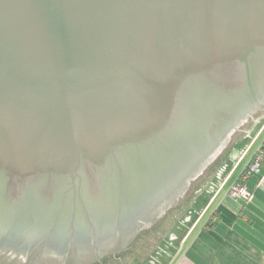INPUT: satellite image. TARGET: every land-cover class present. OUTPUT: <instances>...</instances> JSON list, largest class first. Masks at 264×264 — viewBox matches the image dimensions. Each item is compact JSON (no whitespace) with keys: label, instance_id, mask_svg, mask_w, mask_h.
<instances>
[{"label":"water","instance_id":"water-1","mask_svg":"<svg viewBox=\"0 0 264 264\" xmlns=\"http://www.w3.org/2000/svg\"><path fill=\"white\" fill-rule=\"evenodd\" d=\"M263 95L264 0H0V232L115 222Z\"/></svg>","mask_w":264,"mask_h":264},{"label":"flooded vegetation","instance_id":"flooded-vegetation-1","mask_svg":"<svg viewBox=\"0 0 264 264\" xmlns=\"http://www.w3.org/2000/svg\"><path fill=\"white\" fill-rule=\"evenodd\" d=\"M262 114L264 95L247 105L220 134L210 136L202 152L191 158L181 174L161 180L142 206L125 214L120 211L113 223L90 224L83 230L72 228L65 232L52 230V227L40 231L33 222L35 217H31L29 226L4 227L5 231L0 232V259L19 264L20 259L25 264H81L105 253L123 251L177 206L196 180L216 161L226 144L246 128L250 129Z\"/></svg>","mask_w":264,"mask_h":264},{"label":"crops","instance_id":"crops-1","mask_svg":"<svg viewBox=\"0 0 264 264\" xmlns=\"http://www.w3.org/2000/svg\"><path fill=\"white\" fill-rule=\"evenodd\" d=\"M263 171L264 163L261 174L245 182L251 202L240 206L245 199L232 200L227 189L223 193L225 188L218 192L220 187L211 186L201 207L187 210L180 221L188 223L174 225L148 254L137 256L126 248L132 254L111 253L94 264H264Z\"/></svg>","mask_w":264,"mask_h":264},{"label":"rangeland","instance_id":"rangeland-1","mask_svg":"<svg viewBox=\"0 0 264 264\" xmlns=\"http://www.w3.org/2000/svg\"><path fill=\"white\" fill-rule=\"evenodd\" d=\"M264 116V114L261 115V117ZM260 117V118H261ZM258 119L259 122H256L250 129L247 130V132H243L240 133L234 140L233 144L229 147V145L218 155L220 158L215 162V166H218L217 169L214 168V170L212 171V173H209L208 176L205 175L208 171V169L205 171V173L195 182V184L193 185L194 188H192L190 190V192L183 198L184 200H187V202L185 203V205L181 206V208H175L172 212L173 214H179V218L180 220H177L176 223H188L187 221L182 220L184 218V215L186 213V211L188 210L191 213H194L193 211L195 209L200 208V201L202 200L203 196L206 194L210 193L211 190V186L216 187V189L219 186L220 183V178L219 176H224L227 177L232 170L237 166L239 167L236 172L235 175L233 177V179H231V181L228 183V185L226 186V188L224 189L223 193L226 191L227 187L230 185V183L235 179V177L237 176V174L241 171V168L243 167V165H245V162L243 163H239L240 159L242 157H244L247 153V151L249 150V148L251 147L254 138L256 137V135L259 133L261 125L263 124L264 120L261 121V119ZM257 120V121H258ZM261 121V122H260ZM228 148V149H227ZM226 151V152H225ZM225 152V153H223ZM218 156L216 158H218ZM250 154H248L245 158V161L249 158ZM224 163V164H223ZM236 167V168H237ZM264 172V171H263ZM212 174V175H211ZM205 175V176H204ZM213 175L218 177H214V179H212ZM211 180V181H210ZM199 183V184H198ZM196 190V191H194ZM194 191V197L197 195H200V199H187V197L191 194V192ZM196 192V194H195ZM231 198V197H230ZM232 199V198H231ZM183 200V201H184ZM234 200V199H232ZM181 201V200H180ZM179 201V202H180ZM238 201V200H235ZM242 201V202H241ZM240 206L244 205L246 203V200H240ZM169 221V219L167 220ZM175 222V221H174ZM173 223V222H172ZM176 223H174L173 225H176ZM164 227V225L162 226V228ZM173 227V226H172ZM161 228V229H162ZM166 228V227H165ZM151 229V228H150ZM148 229V230H150ZM169 230V229H168ZM147 231V230H146ZM144 231L142 234H140L141 236H139L137 239L143 240L140 243L143 244V248H139V244L138 243H132L131 245H134L132 247V249H130L134 255L137 256H144L146 254H148V252L154 248V246L157 244L158 240L161 239H165V234H164V230L163 232H159L160 234L158 236H156V234H151L150 232H146ZM162 233V234H161ZM168 233V232H167ZM165 236V237H164ZM147 240V241H146ZM136 242V241H135ZM130 245V246H131ZM129 246V248H130ZM129 251L128 254H132V252ZM94 264V263H92Z\"/></svg>","mask_w":264,"mask_h":264},{"label":"built area","instance_id":"built-area-1","mask_svg":"<svg viewBox=\"0 0 264 264\" xmlns=\"http://www.w3.org/2000/svg\"><path fill=\"white\" fill-rule=\"evenodd\" d=\"M260 119L261 121L264 120V116H262ZM248 154H250V156L245 161V158ZM243 162H245V165H243L241 171L228 186L227 195L234 200L245 199L246 201L251 202L253 200V193L248 190L245 182L252 177H257L262 172L264 163V122L261 125L259 133L254 138L251 147L247 151L246 155L240 159L239 163ZM236 167L227 177L224 178L218 192L222 191L228 185L235 175L236 170L240 166L237 168Z\"/></svg>","mask_w":264,"mask_h":264},{"label":"trees","instance_id":"trees-1","mask_svg":"<svg viewBox=\"0 0 264 264\" xmlns=\"http://www.w3.org/2000/svg\"><path fill=\"white\" fill-rule=\"evenodd\" d=\"M252 127V126H251ZM247 128L245 129V131H243V132H247ZM236 138V137H235ZM235 138H233V140L230 142V144H229V147L233 144V142H234V140H235ZM228 149V148H227ZM226 152V151H225ZM225 152H223V153H225ZM221 155V154H220ZM220 157H218L217 159H216V161L219 159ZM215 161V162H216ZM215 162L209 167V169H208V171H207V173L205 174V175H207L208 176V174L209 173H212V171L214 170V168L215 169H217V167L218 166H215ZM213 174V173H212ZM211 174V175H212ZM204 175V176H205ZM214 177H218V175L217 176H215V175H213V177H212V179H214ZM234 177V176H233ZM219 178L221 179L220 180V183H219V186L218 187H220V185H221V183H222V181L224 180V176H219ZM233 179V178H232ZM211 181V180H210ZM199 184V183H198ZM194 188V187H193ZM226 188V187H225ZM194 191H196V190H194ZM194 191H192L191 192V194L187 197V199H194L195 197H194ZM195 194H196V192H195ZM184 199H182L181 201H180V203L177 205V206H175L173 209H171L161 220H160V222L155 226V227H153V228H151L150 230H147L146 232H150L151 234H156V236H158L160 233L159 232H163V230H164V234L166 235L167 234V232H168V229H171L172 228V226H174L173 224L174 223H176L177 222V220H180V218H179V214L177 215V214H173V210L175 209V208H181V206H183V205H185V203L187 202V200H184ZM169 219V221H167ZM175 221V222H174ZM173 222V223H172ZM177 224V223H176ZM164 225V227L162 228V226ZM166 227V228H165ZM162 228V229H161ZM162 234V233H161ZM141 236V235H140ZM165 237V236H164ZM163 239H161V240H158V242H157V244L158 243H160L161 241H162ZM141 241H143V240H140V239H137L136 240V242H134L135 244L136 243H138L139 244V242H141ZM147 241V240H146ZM144 242V241H143ZM142 242V243H143ZM142 243H140L139 244V248L141 249V248H143V247H145V246H143V244ZM134 244V245H135ZM134 245H131L130 246V248L129 249H132V247L134 246ZM120 255H122V256H126V255H129L127 252H126V250H123V251H121L120 253H119Z\"/></svg>","mask_w":264,"mask_h":264},{"label":"bare ground","instance_id":"bare-ground-1","mask_svg":"<svg viewBox=\"0 0 264 264\" xmlns=\"http://www.w3.org/2000/svg\"><path fill=\"white\" fill-rule=\"evenodd\" d=\"M224 164V163H223Z\"/></svg>","mask_w":264,"mask_h":264}]
</instances>
